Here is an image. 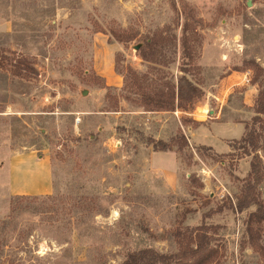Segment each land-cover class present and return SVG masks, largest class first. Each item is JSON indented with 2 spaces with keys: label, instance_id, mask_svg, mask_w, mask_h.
Returning a JSON list of instances; mask_svg holds the SVG:
<instances>
[{
  "label": "rangeland",
  "instance_id": "rangeland-1",
  "mask_svg": "<svg viewBox=\"0 0 264 264\" xmlns=\"http://www.w3.org/2000/svg\"><path fill=\"white\" fill-rule=\"evenodd\" d=\"M182 69L204 96L176 116L148 111L144 95L165 92ZM220 83L223 119L264 136V121H252L264 85V0H0V264L176 253L201 225L210 264H264V223L248 224L256 209L228 208L248 182L251 156L233 151L240 140L225 154L189 145L181 129L213 120L205 105L220 108L210 94ZM152 141L177 153L170 191L145 172ZM38 164L50 172L49 199L31 194ZM258 193L264 213V181Z\"/></svg>",
  "mask_w": 264,
  "mask_h": 264
},
{
  "label": "trees",
  "instance_id": "trees-1",
  "mask_svg": "<svg viewBox=\"0 0 264 264\" xmlns=\"http://www.w3.org/2000/svg\"><path fill=\"white\" fill-rule=\"evenodd\" d=\"M182 30L186 32L187 25H184ZM118 41L127 42L128 40ZM186 42L185 37H183V47H185ZM156 45L157 43H155V40H150L147 43V47H149V50L152 52ZM140 53L144 61L155 64V62L147 60L143 52ZM187 55L188 54H186L184 58L189 59V62H191L193 60L192 57ZM181 73L182 75L177 78L175 84L166 86L165 92L164 90H158L154 96H150L147 93L146 96L144 95V97L148 99V102L145 103L146 106H144L150 109L148 111L173 112L175 109L183 108V104L190 103L193 100H199L204 96V92L197 86V83L188 78V72L182 69ZM133 84L136 90L139 91L140 78L136 75ZM253 113L254 117L252 121L254 123L264 121V85L260 86L258 89L253 106ZM150 144H153V149L156 151L171 150L169 145L162 142L154 143L152 141ZM237 144H239V147H234L233 151L241 149L242 156H251V161L249 163L248 182L245 184L242 194L237 198L236 202H228V208L236 213H242L250 208H255L256 211L251 213L248 218V224L264 223V213L258 193V188L264 181L262 171L264 157L260 156L258 153L259 150L264 153V136L246 125L244 135ZM31 198L38 199L37 197L16 196L12 200ZM42 198L49 199V196H43ZM247 229L251 234L249 226ZM206 230L207 228L204 225L189 230L187 234L184 235L186 244L176 253L162 254L151 248H143L128 253L119 264H210L214 256V251L209 248V238L206 236Z\"/></svg>",
  "mask_w": 264,
  "mask_h": 264
},
{
  "label": "crops",
  "instance_id": "crops-1",
  "mask_svg": "<svg viewBox=\"0 0 264 264\" xmlns=\"http://www.w3.org/2000/svg\"><path fill=\"white\" fill-rule=\"evenodd\" d=\"M244 79L245 76L243 75V80L241 83H239L240 85H244L245 83ZM216 86L217 88L215 93H210V94L213 100L215 99L216 101L215 104L216 109L217 107L220 108L217 110H210L212 109V105H214L215 103L212 101L210 102L211 103L210 105L207 104L205 105V107L208 109L209 115H213V118H209V119H213V120H210V122L201 123L196 128L181 126V129L189 145L194 144L195 146H201V147H205L206 149H210L217 154H225L231 151L229 147L230 142L232 141L237 142L243 137L244 125L239 121H235V119H223L222 110L224 107L223 102L225 99L224 97L219 95L220 91L221 92L223 91V87H222L223 84L220 83L217 84ZM233 86L234 84L227 86L224 92L228 93ZM245 105H248L249 107L250 103L245 102ZM205 107H201V108L205 109ZM237 111H238L237 109L227 108L228 115L235 116L238 113ZM176 112L179 113L178 111ZM167 113L176 116L175 112H167ZM184 114L186 115V117H193V115L191 114H187V113ZM200 116L202 117L203 115ZM220 117H222V119H220ZM170 118L171 121H175L173 120L172 116ZM176 121H178V119ZM155 140L166 141L165 137H163L162 135H157V137L155 136ZM147 151H149L148 153L150 156H148L147 167L145 172L155 173V175L159 177V181H160L158 186L160 188H165V189L168 188V190L170 191L171 188L177 185V181H178L177 153L174 150L156 151L154 149H150V150L147 149ZM149 158L150 159L153 158L152 162H150ZM141 171L144 172V169H142ZM29 180L34 181L33 185L30 186V189L32 190L31 192L32 195H38V196L50 195L52 190V183L50 185L51 182L50 172L48 171L47 167L46 170L43 171V169H41L40 167V164L34 166L33 173L29 176ZM40 188H44L45 191L44 192L36 191L39 190Z\"/></svg>",
  "mask_w": 264,
  "mask_h": 264
},
{
  "label": "water",
  "instance_id": "water-1",
  "mask_svg": "<svg viewBox=\"0 0 264 264\" xmlns=\"http://www.w3.org/2000/svg\"><path fill=\"white\" fill-rule=\"evenodd\" d=\"M136 49L138 50L139 47L137 46ZM85 93H86V92H84L83 94H85ZM204 110H205L204 108H197V109H196L197 112H204Z\"/></svg>",
  "mask_w": 264,
  "mask_h": 264
}]
</instances>
